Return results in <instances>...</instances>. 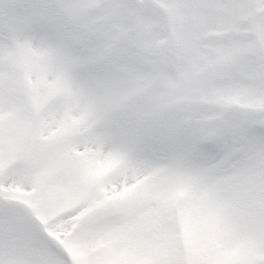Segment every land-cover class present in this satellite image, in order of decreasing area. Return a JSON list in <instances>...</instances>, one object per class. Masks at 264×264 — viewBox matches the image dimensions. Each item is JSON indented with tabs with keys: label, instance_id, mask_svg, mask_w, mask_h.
Segmentation results:
<instances>
[{
	"label": "rangeland",
	"instance_id": "rangeland-1",
	"mask_svg": "<svg viewBox=\"0 0 264 264\" xmlns=\"http://www.w3.org/2000/svg\"><path fill=\"white\" fill-rule=\"evenodd\" d=\"M29 1L61 25L36 64L7 19ZM4 33L0 264H264V0H0ZM71 136L116 151L106 180L57 174Z\"/></svg>",
	"mask_w": 264,
	"mask_h": 264
},
{
	"label": "bare ground",
	"instance_id": "bare-ground-1",
	"mask_svg": "<svg viewBox=\"0 0 264 264\" xmlns=\"http://www.w3.org/2000/svg\"><path fill=\"white\" fill-rule=\"evenodd\" d=\"M39 9L42 10L40 15L37 14V11ZM47 12L49 13L47 14ZM49 15L51 16V18H49ZM7 19H9V21L11 22L10 28L15 29V32L20 35V40L17 44L18 51L21 53L25 52L26 57H28V59L30 60L29 62L34 64H36V60H39V58L42 56V53L50 48L61 28L60 20L57 18L54 10H46L42 2L29 1L27 4L18 2L13 7ZM12 38L13 35H8L6 33L3 34L0 40V59L5 60V58L9 56L6 48H9L13 52H15L10 44L12 42ZM68 51L69 50H67L66 52ZM36 66L37 65H29V68L33 69ZM58 67L59 65H55L56 70L58 69ZM81 80L87 82L90 81L89 76L87 75H81L79 81ZM75 88L76 90H78L80 88V85L76 84ZM88 88L87 89L89 91V95L92 97V99L95 102L99 101L102 96L101 92L97 88ZM80 89L83 90V87ZM76 90L69 91L67 93L68 96H73L74 94H76ZM65 105L67 104H63L62 106L58 105L45 118V120L42 122V125L48 127V130H43L39 135L40 137L48 138L53 136L54 129L57 126V121L54 114L57 111L61 110ZM83 106H85V104H83L82 106L79 105L80 108H82ZM87 127H90V125H87L86 128ZM73 139L74 137L71 136L68 142L62 143L58 148L60 152L58 153L57 163L60 164V168L58 169L57 174L61 176V178L66 179L67 183L74 182L76 184L78 182V184H76L78 185L77 188L80 187V182H82V184L100 183L106 180L112 173L113 169L117 166L118 160H114L116 156L114 152L116 151L112 150L109 152H103L102 148H99V146L96 145L92 146V143L89 145L84 143V145L75 147ZM86 156L89 158L94 156V159L92 161H88L85 159ZM80 158H82L83 160L78 162ZM134 167H137L139 169L140 166L134 165ZM131 169L133 168L131 167L126 174H123L122 176L113 180V182L107 184L103 192H111L114 187L119 186L122 179L124 180ZM158 170H160V168H158L156 172L153 171L152 175L154 176ZM61 186L64 189V193L59 194L56 190L57 195L60 196L57 198L62 199L64 197L65 199V192L68 193L70 191H73V189L64 184ZM80 189H82V187ZM243 211H246V206L243 204L236 205L231 208L228 215L229 223L223 231L225 236L228 235L230 230L234 228L233 226L236 225V223L244 216L242 214ZM256 230L251 234L248 240L253 241V237H257L258 233L256 232Z\"/></svg>",
	"mask_w": 264,
	"mask_h": 264
}]
</instances>
